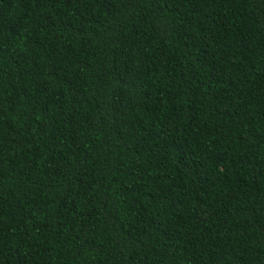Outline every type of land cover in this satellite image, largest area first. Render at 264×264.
I'll list each match as a JSON object with an SVG mask.
<instances>
[{"label":"trees","instance_id":"obj_1","mask_svg":"<svg viewBox=\"0 0 264 264\" xmlns=\"http://www.w3.org/2000/svg\"><path fill=\"white\" fill-rule=\"evenodd\" d=\"M0 264H264V0H0Z\"/></svg>","mask_w":264,"mask_h":264}]
</instances>
